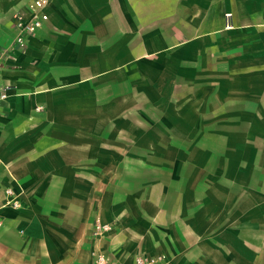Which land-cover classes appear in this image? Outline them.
Masks as SVG:
<instances>
[{"label": "crops", "instance_id": "1", "mask_svg": "<svg viewBox=\"0 0 264 264\" xmlns=\"http://www.w3.org/2000/svg\"><path fill=\"white\" fill-rule=\"evenodd\" d=\"M29 1L0 0V264H264V0H48L13 47Z\"/></svg>", "mask_w": 264, "mask_h": 264}, {"label": "built area", "instance_id": "2", "mask_svg": "<svg viewBox=\"0 0 264 264\" xmlns=\"http://www.w3.org/2000/svg\"><path fill=\"white\" fill-rule=\"evenodd\" d=\"M48 0H30L24 10L13 13V25L15 35L13 38V47H24L27 44L28 37L42 28L48 19L45 7ZM230 14L226 13V17ZM6 50H0V100L8 96V85L1 81L3 69V58ZM42 108L41 106L38 109ZM22 190H14L11 186L3 189V197L0 200V211L6 207L18 208L20 206V195ZM0 218V226L2 225ZM112 228V223L102 222L96 219L93 223V234L101 235ZM94 264H115L111 258L103 252H97L93 255ZM134 264H173L172 257L165 253L155 255L139 254L134 258Z\"/></svg>", "mask_w": 264, "mask_h": 264}]
</instances>
